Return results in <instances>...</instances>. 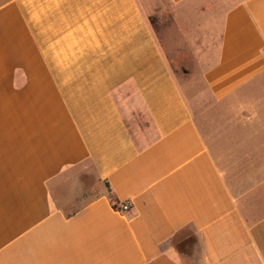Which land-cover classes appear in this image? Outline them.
<instances>
[{
    "label": "crops",
    "instance_id": "obj_1",
    "mask_svg": "<svg viewBox=\"0 0 264 264\" xmlns=\"http://www.w3.org/2000/svg\"><path fill=\"white\" fill-rule=\"evenodd\" d=\"M0 264H264V0H0Z\"/></svg>",
    "mask_w": 264,
    "mask_h": 264
},
{
    "label": "rangeland",
    "instance_id": "obj_2",
    "mask_svg": "<svg viewBox=\"0 0 264 264\" xmlns=\"http://www.w3.org/2000/svg\"><path fill=\"white\" fill-rule=\"evenodd\" d=\"M156 24V23H155ZM157 25V24H156ZM181 66V64H179V65H175L174 66V69H175V72L177 73V76H178V78L180 79V83H182V84H184V81H182V79H181V77L183 76L182 75V71L183 70H186L187 68H184V66H182V67H180Z\"/></svg>",
    "mask_w": 264,
    "mask_h": 264
},
{
    "label": "built area",
    "instance_id": "obj_3",
    "mask_svg": "<svg viewBox=\"0 0 264 264\" xmlns=\"http://www.w3.org/2000/svg\"><path fill=\"white\" fill-rule=\"evenodd\" d=\"M130 209V204L129 203H125L120 207L121 211H128Z\"/></svg>",
    "mask_w": 264,
    "mask_h": 264
}]
</instances>
